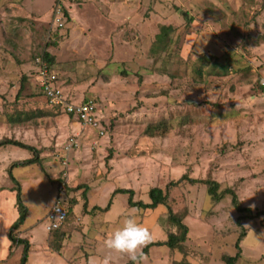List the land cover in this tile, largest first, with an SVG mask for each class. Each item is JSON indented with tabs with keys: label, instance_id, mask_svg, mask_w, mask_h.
Listing matches in <instances>:
<instances>
[{
	"label": "rangeland",
	"instance_id": "obj_1",
	"mask_svg": "<svg viewBox=\"0 0 264 264\" xmlns=\"http://www.w3.org/2000/svg\"><path fill=\"white\" fill-rule=\"evenodd\" d=\"M103 1H66L57 27L55 0H0V141L31 145L40 157L23 165L32 150L0 147L2 216L16 208L17 221L19 188L29 211L14 230L24 242L9 249L0 236V264H21L26 239V264H88L109 255L110 264H128L105 239L131 213L151 242L165 241L179 232L170 211L189 228L183 247L152 246L138 264H227L223 256L236 255L244 231L237 264H264V214L246 217L231 195L215 201L206 184L182 180L167 205L140 209L120 190L150 202L151 188L166 190L187 175L216 180L243 206L264 210V0ZM127 4L131 21L108 17ZM163 25L174 28L170 41L156 42ZM45 51L64 95L95 99L104 135L48 101L37 77ZM71 137L78 146L66 176L60 155ZM57 200L68 216L49 231Z\"/></svg>",
	"mask_w": 264,
	"mask_h": 264
},
{
	"label": "trees",
	"instance_id": "obj_2",
	"mask_svg": "<svg viewBox=\"0 0 264 264\" xmlns=\"http://www.w3.org/2000/svg\"><path fill=\"white\" fill-rule=\"evenodd\" d=\"M65 13H66V15H68V11L65 10ZM173 30H174V28L172 27V25L161 26L160 32L156 35V42H159V41L162 42L166 38H169L168 40L170 41V34ZM43 57H44V59L46 58L49 62H52L54 59L53 56H51V54L46 52V51H45ZM49 62H48V64L50 65ZM85 100H87V99H85ZM6 144H15L18 146L26 147V148H29L30 150H32L34 152L33 158L27 159V160L21 162V164H23V165L34 163L35 161L40 159L39 150L35 149L31 145H28V144H25L23 142L13 140V139H4V140L0 141V147L4 146ZM17 164H19V163L16 162V163L12 164L10 169H13V167L16 166ZM11 172H12V170H11ZM182 180H189L193 184H195V183L196 184L197 183L206 184L208 187V193L212 196L213 199H215V201H220L223 198H225L227 195H231L232 203H233L234 207L237 209V211H239L241 213H245L244 215L248 218L259 217L260 215L264 214V210H258L256 212H254L251 207L243 206L242 203H240V201H239L237 192L233 188H225V189L221 190L220 184L216 180L192 178V177H188L187 175H184L182 178H180L177 181H171L168 184V186L166 187V190L161 188V187L151 188V190H150L151 201L150 202H145L143 200H135L134 199L135 191L133 189L121 188L120 190L122 192H128L129 193L128 202H129L130 206L140 208V209H142V208L143 209H156L160 205H167L168 204V199L170 197L169 196L170 189L173 186L180 184V182ZM87 191H88V187L86 186L84 191H83V195H84L85 199L87 198V193H86ZM109 205H110V203H109ZM86 206H87V202H85V204H84V207H86ZM17 207H18V210L20 212V216L18 217L17 221H15L13 223V225L11 226L10 232H9V238L12 241L10 248H12L17 243L24 242L21 238L19 239L16 237V235L14 234V230L18 229L21 225H23V223H24V221H25V219L29 213L28 208L24 205V203L21 199L20 188H19V191L17 193ZM104 209H102V210H104ZM169 218H170L171 222L178 228L179 232L178 231L177 232H170L168 234L167 240H165V241L151 242L150 244H148L143 249V251H142L143 255L148 253L149 249L152 246H168L171 249H177V248L183 247V243H185L187 238H188L189 228L184 223L182 216H179L176 213H172L170 211ZM55 231H58V229H55ZM245 236H246V234L244 231L241 233L240 237L238 238V240L236 242V248H237L236 255L231 256V255L226 254L223 256V259L227 264H237L238 260L241 258L242 247L240 245V242L242 241V239ZM61 238H64V234H62ZM27 240L28 239H26V241H25L26 246H25V251L23 253L24 254L23 255V261L21 264H26V261H27V254H28L29 246H30V244L28 243ZM60 248H61V245H59L56 249L59 250ZM131 263H132V261H130L128 264H131Z\"/></svg>",
	"mask_w": 264,
	"mask_h": 264
},
{
	"label": "built area",
	"instance_id": "obj_3",
	"mask_svg": "<svg viewBox=\"0 0 264 264\" xmlns=\"http://www.w3.org/2000/svg\"><path fill=\"white\" fill-rule=\"evenodd\" d=\"M69 0H55L53 6V20L57 27H63L66 21L65 2ZM71 1V0H70ZM89 1V0H87ZM38 84L52 105L63 111L64 113L72 116L76 122L83 124L86 127L97 128L101 135L105 134V128L102 124L103 116L100 114L97 102L93 98L82 100L79 102H73L66 95L63 94L61 88L58 85V74L51 68L46 62L40 60V66L38 68ZM78 146L77 139L74 137L69 138L68 142L64 146V154L60 155V160L64 166L65 175L67 176L68 168V155L74 147ZM68 216V209L62 204L61 200H57L54 203L53 211L51 215L50 224L47 229L49 231L58 229L60 225L66 220Z\"/></svg>",
	"mask_w": 264,
	"mask_h": 264
},
{
	"label": "clouds",
	"instance_id": "obj_4",
	"mask_svg": "<svg viewBox=\"0 0 264 264\" xmlns=\"http://www.w3.org/2000/svg\"><path fill=\"white\" fill-rule=\"evenodd\" d=\"M152 241L151 231L139 223L134 214L129 213L123 220L121 227L117 228L104 241L110 253L127 255L133 264H138L143 255L142 250ZM111 256L103 260L91 257L88 264H110Z\"/></svg>",
	"mask_w": 264,
	"mask_h": 264
},
{
	"label": "crops",
	"instance_id": "obj_5",
	"mask_svg": "<svg viewBox=\"0 0 264 264\" xmlns=\"http://www.w3.org/2000/svg\"><path fill=\"white\" fill-rule=\"evenodd\" d=\"M103 2L109 3L110 0H106V1H103ZM115 2L119 3V1H115ZM118 6L115 5V9L116 10H117V8H119ZM125 6L126 7L123 9V11H121L122 13H120V14L119 13L118 14L117 13H114L113 9L111 11L109 10L108 17H111V18L115 19L116 22H117V20H119V18H123V19L127 20V22H128V20L131 21L132 20V14L131 13H133V11H135V10H134L133 7H130L131 4H130V6H129V4H127ZM12 202H13V199H12ZM3 205L4 204L2 202H0V229L1 228L3 229V233L0 234V236H3V234H4V236L6 235V238H4L5 244L10 243V245H9V249H10V247H11V241H9L7 239V232H8V237H9V232H10L11 226L13 225V223L15 222L14 220L17 217V210L15 208V210L11 213L10 217L4 218V216H2L4 214V207H3Z\"/></svg>",
	"mask_w": 264,
	"mask_h": 264
}]
</instances>
